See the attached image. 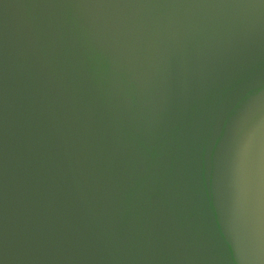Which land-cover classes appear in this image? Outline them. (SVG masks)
I'll return each instance as SVG.
<instances>
[{
  "label": "water",
  "instance_id": "1",
  "mask_svg": "<svg viewBox=\"0 0 264 264\" xmlns=\"http://www.w3.org/2000/svg\"><path fill=\"white\" fill-rule=\"evenodd\" d=\"M0 264H264V0H0Z\"/></svg>",
  "mask_w": 264,
  "mask_h": 264
}]
</instances>
